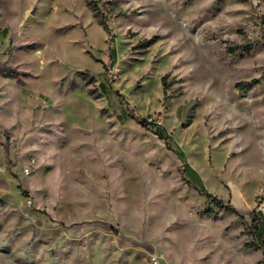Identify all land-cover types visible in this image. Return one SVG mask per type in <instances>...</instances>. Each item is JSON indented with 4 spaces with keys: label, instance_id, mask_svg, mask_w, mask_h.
<instances>
[{
    "label": "rangeland",
    "instance_id": "1",
    "mask_svg": "<svg viewBox=\"0 0 264 264\" xmlns=\"http://www.w3.org/2000/svg\"><path fill=\"white\" fill-rule=\"evenodd\" d=\"M90 1L0 0V264H264V0Z\"/></svg>",
    "mask_w": 264,
    "mask_h": 264
},
{
    "label": "trees",
    "instance_id": "2",
    "mask_svg": "<svg viewBox=\"0 0 264 264\" xmlns=\"http://www.w3.org/2000/svg\"><path fill=\"white\" fill-rule=\"evenodd\" d=\"M94 1L91 0L90 3H89V6L92 7V10L94 12H97L96 10L98 9L97 8V4L95 5L93 3ZM100 25L103 27V29L106 31V32H109V27L107 26V24L101 20L100 21ZM166 78L167 77H163L162 79V82L163 84L166 86ZM260 81L258 80H255L251 83H239L237 85V88L242 91V92H245L249 89L252 88V86L254 84H257L259 83ZM132 118L135 119L141 126L145 127V128H150V129H155V133L159 136L160 139H163V140H166L167 144H170V139L167 135H165V133L163 132V130L161 129V127H155L151 124L148 123V120L147 118H138V117H134L132 115ZM179 157L181 159H184V153L183 152H179L178 153ZM200 193L202 195H204L206 197V200L215 204L218 208H221L222 210H225V211H228V212H233L239 216H241L242 218H244L242 215H240V213L236 210V208L231 205V204H225L221 199L211 195L210 193H208L207 191H203V190H199ZM203 214L205 215H208V216H215L216 212L211 208V207H208L206 208L203 212ZM251 219H252V223H251V232L253 234H259L260 233V230H261V223H262V215L257 212L256 210H254L252 213H251ZM257 246H259L262 250H263V253H264V243L261 242L259 245L257 244Z\"/></svg>",
    "mask_w": 264,
    "mask_h": 264
},
{
    "label": "built area",
    "instance_id": "3",
    "mask_svg": "<svg viewBox=\"0 0 264 264\" xmlns=\"http://www.w3.org/2000/svg\"><path fill=\"white\" fill-rule=\"evenodd\" d=\"M147 120H148L149 124H151V125H153L155 127H160V125H161V121H158L156 119H152L151 118V119H147ZM155 264H159V262L155 260Z\"/></svg>",
    "mask_w": 264,
    "mask_h": 264
}]
</instances>
